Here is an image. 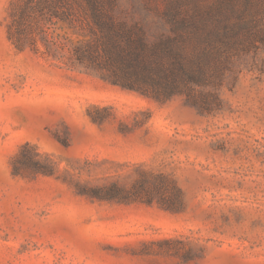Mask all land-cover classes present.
I'll return each mask as SVG.
<instances>
[{"label": "rangeland", "instance_id": "1", "mask_svg": "<svg viewBox=\"0 0 264 264\" xmlns=\"http://www.w3.org/2000/svg\"><path fill=\"white\" fill-rule=\"evenodd\" d=\"M18 4L0 0V264H264V47L206 111L78 66L62 23L18 49ZM142 185L152 203L103 198Z\"/></svg>", "mask_w": 264, "mask_h": 264}, {"label": "trees", "instance_id": "2", "mask_svg": "<svg viewBox=\"0 0 264 264\" xmlns=\"http://www.w3.org/2000/svg\"><path fill=\"white\" fill-rule=\"evenodd\" d=\"M60 23L80 36L72 49L78 66L158 101L185 94L206 111L220 104L238 61L264 47V0H19L9 38L36 50L38 36L47 41L42 36ZM29 150L39 161L29 144L20 155ZM121 189L103 198L154 200L143 185L132 195Z\"/></svg>", "mask_w": 264, "mask_h": 264}]
</instances>
